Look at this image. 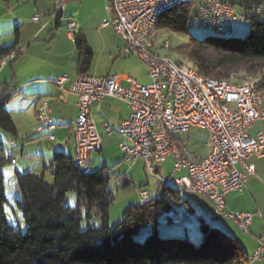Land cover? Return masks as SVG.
I'll return each mask as SVG.
<instances>
[{"label": "trees", "instance_id": "trees-1", "mask_svg": "<svg viewBox=\"0 0 264 264\" xmlns=\"http://www.w3.org/2000/svg\"><path fill=\"white\" fill-rule=\"evenodd\" d=\"M9 1L0 0L2 3ZM16 1L22 5L30 0ZM237 5L243 10L248 24L249 33L244 38L233 33L232 27V32L226 35L228 37L216 33L203 40L190 37L189 44L179 52L189 66L205 78L234 85L258 78V89L264 91V15L257 13L264 6V0H238ZM190 18H196L192 5L171 7L158 16L156 30L186 33ZM17 41L16 27L13 44L0 43V60L17 54ZM73 44L77 53L76 71L78 75L86 74L92 54L83 36L73 35ZM9 99L10 96L0 93V130L16 139V127L6 110ZM12 161L11 156L0 155V264L254 262L231 237L201 219L198 221L201 236L197 243L190 241L193 236H159V216L172 208L167 198L179 200L178 192L171 185L162 186L157 198L126 208L120 222L110 228L108 211L113 202L109 187L110 170L101 167L85 172L76 165L74 154L72 157L60 151L54 152L51 158L52 184L45 182L44 174L15 171L19 194L16 206L25 225L22 231L9 223L4 208L6 195L2 169ZM122 178L118 185L123 189L131 184V180L126 176ZM71 192L76 195L73 208L66 206V195ZM95 218L100 220L98 228L92 223ZM142 227H147V237L137 241L133 237Z\"/></svg>", "mask_w": 264, "mask_h": 264}, {"label": "built area", "instance_id": "built-area-1", "mask_svg": "<svg viewBox=\"0 0 264 264\" xmlns=\"http://www.w3.org/2000/svg\"><path fill=\"white\" fill-rule=\"evenodd\" d=\"M55 12L65 8L64 0H53ZM169 0H109L110 22L101 26H111L121 38L123 54L135 53L146 65L149 85L130 81L124 88L118 76L100 77L89 74L78 75L67 90L77 98V116L72 124L74 134V153L77 161H83V171L90 169L93 151L101 147V136L93 122L90 107L94 102L107 98L126 104L130 116L120 123L122 135H127L130 146L121 145L126 162L142 161L145 169H154V161L164 163L172 159L170 177L184 172L172 180L189 193L204 195L212 204L214 213L233 220L243 231L252 220L249 213L227 214L223 211L224 195L230 191L240 192L249 176L255 174L251 158L264 157V130L255 137L246 134L252 124L264 120V92L258 84L249 87L221 88L211 85L199 87L193 75V68L175 63L154 49L157 47V30L153 11ZM196 6L197 27L218 31H232L233 23L242 19L227 3L219 0H188ZM35 16L32 20L37 21ZM71 33L74 24H66ZM162 50L169 49L165 42ZM16 54L0 60V67L11 61ZM68 80L66 75L58 77L54 83L62 88ZM44 121H37V133L46 134L53 139L49 128L51 110L43 101ZM153 120H160V127H153ZM191 128L206 130L209 134V151L206 157L197 158L175 135L185 133ZM107 135H112L111 127L103 124ZM13 144L10 143V147ZM158 180L164 181L158 174ZM168 178V179H169ZM146 193H141V203L147 201ZM264 260V238L260 240L253 255L254 262Z\"/></svg>", "mask_w": 264, "mask_h": 264}, {"label": "crops", "instance_id": "crops-1", "mask_svg": "<svg viewBox=\"0 0 264 264\" xmlns=\"http://www.w3.org/2000/svg\"><path fill=\"white\" fill-rule=\"evenodd\" d=\"M50 1L53 0H30L25 3H33L34 8L29 11L26 19H24L26 20L25 23H19L18 19L14 20V24H17L16 27L18 28L17 56L3 67H0V93L10 96L6 104V110L9 115L11 109H18L19 112L30 113L36 124L38 107L41 101L48 102L49 106L55 102L53 107L50 106L51 117L55 126L50 131V135L54 134L51 135L53 139H49L54 144L52 151H50L51 153L47 157L43 153L44 148L41 145L28 148L31 143L30 145L19 147L16 145V141L4 134L10 154L4 152L2 143L0 155L11 156L13 161L17 160L13 167L19 172L29 168L30 172L40 171L43 174L45 169L44 161L58 150L64 154L67 152L68 154L65 155L73 157L74 138L71 123L77 115V98L67 90L68 86L78 76L76 71L77 53L73 44V35L83 36L92 54V61L86 74L100 77L118 76L119 83L124 88L130 86L129 80L137 83H146V79H148V82H150L147 67L138 55L135 53H121L120 49L123 45L121 38L114 33L110 25L107 27L101 26L103 21L110 22L112 19V15L107 9L109 0H64L65 8L61 13H50V4L48 3ZM219 1L230 3L232 6L233 3L231 2H234V0ZM10 2L11 0L3 4L9 6ZM0 3L2 4V2ZM15 3L21 5L18 1ZM193 7L196 10V6ZM233 8L235 13L242 17V19L234 22L233 33L240 34L242 30L248 27V24L243 10L239 6L238 9ZM257 13L264 15V6ZM35 16L38 17L37 21L32 20ZM69 22L74 24L73 31L71 33L66 30L61 32L59 28ZM21 27L23 29L20 31ZM25 27H27L26 30H24ZM160 39L162 38L157 32V47L154 51L161 55L163 51L161 47L165 42L162 43ZM13 42L14 39L7 45L13 44ZM62 42L65 44L63 45ZM62 75H66L68 80L60 88L54 81ZM54 107L55 109H53ZM69 108H71L70 117L67 116ZM90 113L101 136V147L99 150L93 151L90 158L95 156L94 153H98L102 156V167H106L109 157L104 151V143L112 138L111 141L113 142L114 140L117 146L115 149L120 148L116 150L114 164L117 166L121 162L125 163V155L121 150V145L130 146V142L117 131H114L112 135H107L103 130V124H107L112 129H117L121 122L129 118L131 113L129 107L116 99L107 98L100 102H94L90 107ZM195 129L205 133L204 144L197 153H193L188 149L183 138H176L175 135V139L197 158H204L209 151V134L206 130ZM262 130H264V120H258L247 129L246 134L253 138L256 133ZM16 132L18 137L17 127ZM64 132H67L68 135L66 142L63 138ZM35 133H37L36 130ZM38 134L47 136L43 133L35 135ZM33 135V133L25 132V138L22 142L25 143V141L33 139ZM72 138L73 141H70ZM185 139L190 142L189 137ZM10 143L13 144L11 147ZM23 157L26 158L23 159ZM168 160L172 166V159L168 158L166 161ZM250 162L255 166V174L247 178V182L241 192L230 191L224 195L225 204L223 208L225 213L231 215L236 213H249L252 215L251 223L245 231L233 220L216 215L212 204L204 195L188 192L192 197L191 200L185 199L183 201L184 210L180 209L179 211L182 212L181 216H183L182 220L180 218L181 222L176 219L178 215L174 213L172 217H169V223H161L160 230L162 231L158 230V232L196 237L198 236V221L201 219L231 237L243 250L247 258L252 257L258 248L260 240L264 238V157L260 159L251 158ZM164 163L158 162L154 170L155 173L159 174L161 170L164 174L167 173ZM123 176L131 180L127 175H122L121 178ZM169 177L170 175L167 178H162L168 179ZM170 185L171 187L172 185L180 187L175 183ZM143 192L147 194L148 200L155 199L159 195L157 192L156 196L150 199L148 193L145 190H141L138 194L140 199ZM146 232L148 233V230ZM248 264H264V260Z\"/></svg>", "mask_w": 264, "mask_h": 264}, {"label": "rangeland", "instance_id": "rangeland-1", "mask_svg": "<svg viewBox=\"0 0 264 264\" xmlns=\"http://www.w3.org/2000/svg\"><path fill=\"white\" fill-rule=\"evenodd\" d=\"M235 1L238 2V0H234V2H231V3H233V7L238 9L237 2ZM15 2L16 0H11L9 4L10 7L7 4L0 3V43L1 45H7L8 43H10V41H13L14 39L13 32L17 25V24H14L15 22L14 20L18 19L17 21L19 23H23V22L25 23L26 20L24 19H26V16L28 15L29 11H31L34 8L33 3L18 5ZM48 3L50 4V13H54L55 8H54L53 1H50ZM262 18L264 19V16H262ZM26 28L27 27H25L24 30H26ZM22 29L23 27L20 28V31ZM59 30L61 32L62 31L65 32V30L67 31L66 25L65 26L62 25L59 28ZM214 33L221 34L223 35V37H228L226 36L227 34L225 33L211 32L209 30L197 27L195 20H193L192 18H190L188 21L186 33L171 32L169 30H158V34L160 35L162 39H164V40L160 39V41H162V43L167 42L169 45V49L163 50L161 52V55H165L169 57L170 59H172L173 61L182 62L189 66L190 65L189 62H187L181 56L179 52L180 49H182L183 47L189 44L190 37H193L196 40H203L205 37L213 35ZM248 33H249V30L247 27L244 30H242L240 34H238L239 35L238 37L244 38ZM62 44L64 45L65 43L62 42ZM138 84L149 85L150 82H148V79H146V83H138ZM54 103L55 102L51 103L50 106L53 107ZM9 107H10V104H9ZM53 109H55V107ZM67 114H68L67 116L71 115V108L67 110ZM10 115H11L12 121L14 122L19 132V135L16 139L10 137L12 140L16 141V145L21 147L22 145L27 146L32 143L28 148L36 147V145H41L44 148L43 153L47 157V155L51 153L50 151H52L54 142L49 141V138L47 136H41L40 134L35 135L37 133H35V122L33 120L32 115L30 113L19 112L18 109L16 110L11 109ZM75 118L73 119V121L75 120ZM25 132L33 133L34 135H33V139L31 138L30 140L25 141V143H23L22 141L25 138L24 136ZM4 134L6 136H9L3 131H1L0 140L2 141L4 145V152L6 154H10L9 148L5 141ZM51 135H54V134H51ZM67 136H68L67 132H64L63 138L65 139V142L67 141ZM177 137L183 138L184 143H186L188 149L193 153H197L205 141V133L195 128H191V130H188L185 133L176 134V138ZM186 137H189L190 142L186 141L185 139ZM73 138L70 141H73ZM111 139L112 138L108 139L109 141H105L104 151L107 157H109V162L106 164V168L110 170L109 173L111 177H110L109 187L111 189V194L113 198V202L111 206L109 207V211H108V220H109L108 223H109V227L113 228L115 225H117L120 222L122 214L126 208H128L129 206L139 205L141 203V199L138 196L139 191L145 190L148 193L149 198L151 199V197L156 196L157 192H158L157 194H159L162 187H160L159 185V181L156 176L157 173H155V171L152 173L146 170L142 161H132L130 163L121 162L119 165L116 166V164H114L115 163L114 158L116 155V150H119L120 148L115 149L117 146L115 145V141L113 140L112 142ZM56 143H59V142H56ZM65 154H68V153L66 152ZM94 155L95 156H92L91 158L92 163H91L90 171H95V169L98 170L103 166L101 164L102 156H100L98 153H94ZM25 158L26 157H23V159ZM51 158H52V154L49 156V158H46V160L44 161L45 169L43 171V174H44L45 182L48 184H52V181H53V178H52L53 169H52ZM16 161L15 160L12 161L11 164L5 165V167L2 169V173L4 177V188L6 192L5 194L6 204L4 208H5V214H6V217L9 223H11L14 226L19 227L22 231H24L25 225L23 223L22 215H21L20 210L16 206V201L19 198V194H18L16 182H15V170L16 169L13 167V165L16 164L15 163ZM166 162L164 163L165 164L164 168L167 171V173H165L166 174L165 175L162 170L159 171L158 175H160V177L162 176V177L167 178L168 175H170V172L172 171L171 163H169L170 161L168 160ZM157 164L158 163L156 164L154 163V170ZM26 171H29V168L26 170H22V172H26ZM35 173L37 175H41L42 172L36 171L34 172V174ZM122 175H127L131 178V184L128 187L123 188V189L118 185ZM182 175H184V172L176 173L173 175L171 179L175 180L176 178L181 177ZM172 188L178 192V196L180 197V199L176 201V200H173L171 197L167 198V201L169 202L172 208L169 212H166V213L163 212L159 216V228H158L159 231H162L160 230L161 223L162 222L167 223L168 217H172L174 213L178 215L176 219L179 222H181L180 218L182 219L183 216H181L182 212H179V211L180 209L184 210L183 201L185 199L191 200V197H192V195H189L188 192H186L182 187H174L172 185ZM75 203H76L75 193H72V192L68 193L66 195V206L73 208L75 206ZM83 215H84V211H83ZM92 223L94 227L96 228L100 226V220L98 218L93 219ZM146 231H147V227H142L138 231V233L134 235L133 238L137 241H143L147 237ZM159 236L163 238L179 237V236L167 234L164 232H160ZM200 236L201 235L198 232V236L196 238L190 237V241L197 243L200 239ZM180 237H183V236H180Z\"/></svg>", "mask_w": 264, "mask_h": 264}, {"label": "bare ground", "instance_id": "bare-ground-1", "mask_svg": "<svg viewBox=\"0 0 264 264\" xmlns=\"http://www.w3.org/2000/svg\"><path fill=\"white\" fill-rule=\"evenodd\" d=\"M223 3H226V2H223ZM182 4H189V1L188 0H169L168 2H165L163 4H161L160 6H158V8H156V10L153 11V18H154V25H156V20L158 18V16L163 13L164 11L168 10L169 8L171 7H174V6H179V5H182ZM229 4V3H227ZM232 8L233 6L231 4H229ZM234 9V8H233ZM235 11V10H234ZM195 23H196V20H195ZM234 24V23H233ZM197 25V23H196ZM203 29H206V30H209L211 32H217V33H225V34H230L232 31H218V30H215V29H210V28H203ZM16 57V56H15ZM14 57V58H15ZM13 58V59H14ZM12 59V60H13ZM176 63V62H175ZM178 64V63H177ZM180 66H184L186 68H192L186 64H182L180 63L179 64ZM193 75L196 79V84L199 85V87H206V85H211V80H212V85L213 86H220L221 88H240V87H249V84H258L259 83V79L258 78H251L247 81H245L243 84H240V85H234L228 81H223V80H215V79H212V78H205L203 76H201L200 74H198L194 69H193ZM43 101H41L42 103ZM48 103V102H47ZM49 105V104H48ZM50 108V106H49ZM92 116V115H91ZM37 121H44V114L42 113V105H39L38 107V115H37ZM74 122V121H73ZM73 122L71 123V129H72V124ZM54 122L52 119H49V128H54ZM153 127H160V120H153ZM114 131H117L118 133L122 134V127L119 126L117 129H112L111 128V133H113ZM188 131V130H187ZM73 133V131H72ZM126 138H127V135H124ZM73 137H74V134H73ZM183 148H186L184 145H183ZM74 161L76 163V165L79 167V168H83V161H77V155L74 153ZM158 162H161V161H154V163H158ZM90 169H85V172H88ZM150 172H154V169H146ZM123 178L120 179L119 182L122 181ZM163 179V178H162ZM166 180H170V183H167V184H162L159 180V185L160 187L161 186H168L170 185L171 183H173L172 179L169 178V179H164V181ZM176 185L182 187L180 184H177L175 183ZM185 191L189 192L186 188L182 187ZM242 191V190H241ZM240 191V192H241ZM238 192V191H237ZM147 196V194H146ZM148 199V198H147ZM254 255V254H253ZM252 261H253V256L251 257Z\"/></svg>", "mask_w": 264, "mask_h": 264}]
</instances>
